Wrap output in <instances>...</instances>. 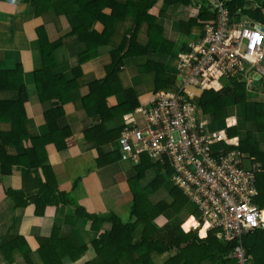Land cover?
Masks as SVG:
<instances>
[{"label":"trees","instance_id":"obj_1","mask_svg":"<svg viewBox=\"0 0 264 264\" xmlns=\"http://www.w3.org/2000/svg\"><path fill=\"white\" fill-rule=\"evenodd\" d=\"M26 1L34 2V0ZM85 1L58 0L55 3L64 17L73 15L77 19V26L72 28L69 38L72 39L73 37L76 43L84 45V50L74 57L77 64L73 67L74 79L72 81H65L61 74L54 72V60L51 54L61 44L62 39L50 42L41 28L36 29L40 47L47 48V51L45 48L40 49V68L32 74L37 93L40 95L39 88H43V84L46 83L43 81L41 84L42 80L51 79L54 82V86L50 87L49 92L46 90L40 95L41 103L50 112L48 116L56 110L55 118L46 117V124L49 127L47 137L29 138L24 127L27 117L23 113V106L29 99L30 88L27 89L22 82L23 77H19L21 70L17 67L13 70L0 72V90L5 89L9 94L5 101H0V126L4 125V128H0V161L2 162L0 183L4 185L6 196L15 195V191L8 189L5 183L8 181L6 177L12 173V168L18 165L26 168L37 180L36 174L40 173L41 177L38 182L42 187L37 193L40 194L38 197L36 194V197L28 200L34 210H42L43 212L58 207H73L74 209L72 224L63 228L64 233L54 226L44 239L25 240L19 235L9 234L5 246L2 244L0 235V255L3 259L0 264H35L30 260L32 251L38 254L41 264H67L66 261L69 262L68 264H80L78 258L84 255L83 260L89 259L90 249L95 254L93 259L96 260V264H206L208 262L211 264H235L226 259L235 241L224 245L216 239L213 232H209L203 240L198 239L196 233H184L181 230V223L176 226L171 221L172 219L167 214L165 215L166 212H170L174 216L179 215L181 211L185 210L186 204H189L182 192L174 185H172V189L167 191L171 197V202L168 205L155 200L154 197L157 195L155 193L165 188L162 175L170 179L171 170L167 166L160 165L157 161L149 160L145 155H140V158L134 161L129 154L123 153L125 150H122L119 143V135L124 123L123 118L127 112L133 113L137 107L142 105L140 102L143 100H145L144 105L153 103L156 92L160 90L170 91L176 83L175 74H170L166 70L167 62L172 57L176 58L177 56L174 52L175 45L165 38L163 26L156 24L152 16L146 15L147 12L158 2L166 6L176 5L180 9L182 6H199L196 18L188 19L186 24L176 20L179 34H184L193 26L198 25L199 20L211 21L213 14L203 5L204 3L206 5V0H123V3L117 2V0ZM224 2L230 18H233L237 11L246 13L244 11L246 0H225ZM64 4L67 8H63ZM104 9H109L111 15L105 16L102 12ZM258 12L256 11L255 14ZM129 16L132 20V29L129 30L128 42L125 43L123 40L117 49L107 53L110 63L105 67V75L103 79L95 80L85 86L87 96L81 95L80 102L82 105H80L78 113L83 114V120L88 121L87 127L82 130V137L97 146L93 156L91 155V166L87 174L95 173L97 170L99 171V181L107 175L112 178L113 181L109 187L104 188L102 182L101 188L111 195L114 202L123 197L120 192L121 185L119 183L116 185L118 174H122L125 176L124 182L129 188L128 192L132 199L129 203L128 212L122 216H119L113 209L104 212V214L96 212L90 214L84 207L78 205L76 203L78 200L72 196L76 188L70 189L69 192L57 190L59 188L55 185L57 176H54L52 167L41 160L46 156L43 154L42 148L53 145L60 160L68 156L69 159L73 157V154L66 153L65 147V141L72 139L73 133L69 127V130L59 127L62 122L59 114L62 113L66 105L68 106L75 101L72 93L77 92L76 79L81 76L80 69L84 65V61L86 59L89 61L99 59L102 56L100 49L110 43L111 31L109 32V28H111V24L108 25V21ZM256 17L264 25V18L259 15ZM98 22L104 25L101 34L91 31L92 25ZM143 24H146L147 32L146 41L141 45L139 34ZM93 37H97V39L92 40ZM188 49L189 47L181 50L180 53L186 52ZM149 52L158 53L163 56L164 60L163 62L147 60L144 65H141L144 71L153 76V98L141 99L138 102V96L132 92V88L129 86H125V89L122 88V81L128 82L131 79L135 81L136 78H132V71L128 76L127 71L121 67L126 62H133L146 57L145 55ZM230 82L234 86L239 84L237 80ZM115 86L122 90L117 103L114 99ZM59 87L62 89L61 91H58ZM235 90V88H231V93L224 92V90L217 93L213 91L203 92L197 98L196 103L205 113H212L214 117H217L218 113L210 110L217 106L220 99L228 96L233 101L236 100L234 103H244L237 96L239 92L235 93ZM244 105V109L246 108L245 114L243 113L244 122L252 120L251 117H253L258 128L261 129L259 127L260 115L255 113L252 115L254 110L245 103ZM254 109L259 110L264 109V107L254 105ZM112 122H116L119 126L115 125L114 128H109ZM65 134L68 136H64ZM9 150L12 153L9 154ZM239 150L242 155L247 157L257 155L256 157L263 163L259 166L262 172L256 176L258 194L254 200V203L262 210L264 209V151L257 152L251 139L244 145L243 142L240 143ZM17 152L19 153L17 154ZM121 162H128L130 165L128 168L120 170L118 164ZM255 162L257 163L256 160ZM144 178L147 181L146 185L143 184ZM79 180L80 178H75L73 187H76ZM52 182L55 186L53 190H51ZM114 189H117V192H113ZM150 194L153 195V202H150ZM74 217L77 218L74 219ZM74 226H85L89 229L88 233L91 231L96 235L98 234L96 238L93 237L91 247L80 240L81 235L78 236L80 234L78 229L80 228H77V231H71ZM10 231L13 229L10 228ZM64 234H68V236H64ZM248 241H257L262 252H264V229L255 230L242 240L246 254L250 257L249 264H255V255L251 250L247 251L246 244ZM17 253L18 255H15ZM84 264L93 263L89 259Z\"/></svg>","mask_w":264,"mask_h":264},{"label":"crops","instance_id":"obj_2","mask_svg":"<svg viewBox=\"0 0 264 264\" xmlns=\"http://www.w3.org/2000/svg\"><path fill=\"white\" fill-rule=\"evenodd\" d=\"M88 1L89 0H86L85 2ZM57 2L58 0H34L33 3L26 0H0V72L13 70L17 67L19 70H21L19 77H23V84H25L27 89L30 88L28 92L29 99L23 106L24 112L22 111L27 117L26 122L24 123V127L29 135V138L34 139L47 137L49 134V127H47L46 124V117H56V110L52 112L50 116H48V114H50L49 110L46 109V107L40 101V95L46 92V90L49 92L50 87L54 86V82H52L51 79L42 80L41 84L43 81H45L46 83L43 84V88H39V95L37 93L35 81L32 77L34 71L40 68L39 51L40 49L45 48H42V46L40 47L38 35L36 34V29L41 28L43 32H45L47 39L50 42H56L57 40L62 39L61 44L57 48H55V50H53L51 56L54 60V72L57 74H61L64 77L65 81H72L74 79L72 71L73 67L77 64L74 61V57L77 56L79 52L84 50L83 44L76 43V40H74L73 37L72 39L69 38V36L71 35L69 33L72 31V28L77 26V19L73 15H68L67 17H64L59 11L60 8H58V6H55V3ZM117 2L123 3V0H117ZM159 3L160 2L156 4ZM204 6L205 8L207 7L209 12L212 14L208 0H206V5ZM244 6H248L247 8L244 7V11H246V13L244 14L242 11H237V13L234 14L233 18H231V21L239 24L240 26H245L248 23L253 24L254 22L264 27L263 23L256 19V16L258 15L264 18V0H246ZM182 7L184 8L183 11L187 10L188 12L192 13L194 18L197 17L199 6ZM63 8H67L66 4H64ZM155 8L156 5L152 7V9H150L146 15L152 16L156 24L163 26L165 38H167L168 35H171V37L172 35H180L182 39L186 36H194V41L190 43L189 46L200 40L203 33V29L201 31V26L204 28L206 24H211L213 20V17L210 22H203L199 20L198 25L192 27L190 30H188V32L178 35L179 30L176 20H180V18L188 20L191 16L186 15V17L182 16L180 18H175L173 16L164 17V14L162 13L159 16ZM256 11L259 12L255 14ZM102 12L105 16L111 15V11L109 9H104ZM109 23L111 24V28H109V32L111 31L109 35L111 45L110 43H108L107 46H103V48L100 49V54L102 53V56L97 61L89 64L87 63L81 66V76L76 79L77 92L72 93L75 98V101H73V103L69 104L68 106L66 105L64 110H62V113L59 114V116H61L60 121H62L59 127L63 129L66 128L67 130H69V127L73 133V138L67 139L65 141L66 153L73 154V157L69 159L70 157L68 156L63 160H60L53 145H47L45 148H42L43 154H46V156L41 159L42 162L45 161L46 164H49L52 167L53 173H55L54 175L58 177L57 182L55 183L56 187H59L57 190L69 192L70 189L76 188L72 196H74L78 200L76 203L84 207L87 213L90 214L95 212L98 214H104V212L113 209L115 203L125 202V206H129V202L124 200V197L119 198L114 202L111 198V195L105 192V190H102V182L104 184V188L109 187L112 184L113 180L109 175L105 176L103 180L99 181V171L95 170V173L91 172L87 174L91 166V155L93 156V152L96 150L95 148L97 146H95L92 142L86 141L82 137V130L87 127L88 121L83 120V114L81 115V113H78L79 107L80 105H82L80 102L81 95L87 96L85 86L95 80L103 79L105 75V67L108 66L110 63L107 53L117 49L119 45L123 43V40H127L129 30L131 31L132 29V20L130 16L126 18L119 17L114 21H111L110 19L108 21V25ZM103 30L104 25L100 22L93 24L91 28V31H96L98 34H101ZM146 32L147 26L146 24H143L140 28L139 34V42L141 43V45H143L146 41ZM91 39L95 40L97 39V37H93ZM172 42L174 43V45H176L177 41H174L173 38ZM177 47L180 51L187 48L176 45L175 48ZM45 50L47 51V48H45ZM48 51L51 52L49 49ZM180 51H178L177 54L180 53ZM131 63V61L126 62L121 68L127 70L130 68L129 65ZM174 66L175 58L172 57L171 60L167 62V72H169L170 74L173 73L174 75L176 72ZM262 71H264L263 63L252 69H249L246 73L242 74L239 78L235 79L238 81V83H242L243 81H245L246 84L245 89L241 90L237 94V96L248 107L254 110L252 111V115L253 113L259 114L261 118L259 125L261 129H259L257 124L254 122L253 117H251L252 120H247V122L245 123L242 116L241 130L238 132L237 136L232 137L236 140L238 144V149L240 147V143L242 144L243 142L244 145L249 139H251V141L255 144L257 152L264 151V109H254V105H261L262 107H264V98H258L252 95L253 89L250 84L251 82L258 85L259 87L257 89V92H255L259 95H263L264 88L260 86L259 82H254L250 80V75L252 73H261ZM126 83L127 82H125V80L122 81V88L125 89ZM220 84L221 86H223L222 83ZM61 90L62 89L59 87L58 91ZM222 90H224V88H222ZM114 91V99L117 103L122 90H119L118 86H115ZM199 95L200 94L196 95L195 101H197ZM8 96L9 94L7 93V91H5V89L0 90V101H5ZM139 100L140 99H137L138 102H140ZM234 102H236V100L233 101V99H231L230 105L234 104ZM142 105L144 104L142 103ZM195 105L198 109V115L200 117H205L206 120L210 122L212 114L205 113L197 104ZM129 113L130 112H127V114ZM227 114L228 113L226 112L225 124L227 125L228 123H234L235 126L233 128H236L235 116H227ZM217 117H220V115H218ZM116 122L118 123V121ZM116 122H112L109 128H114L115 125H117L118 127L119 125ZM0 128H4V125H1ZM210 129L211 131H214L212 122H210ZM64 136L67 137L68 135L65 134ZM8 153L10 154L12 153V151L9 150ZM13 153L15 154V151H13ZM18 153L19 152H17V154ZM251 156H253L252 158L257 161L259 166L261 164L263 165L262 161H260L256 157L257 155ZM1 164L2 162L0 161V166ZM118 165L120 170H124L129 167L130 163L121 162ZM36 175L39 180L41 177L40 173ZM77 177L80 178V180L77 182L76 187H73L74 180ZM6 179L8 181H6L7 183H5V186L10 190H14L15 195L7 197L6 193L4 192V185L0 183V233L5 229L11 228L13 229V231H10L9 234H15L23 237L22 233L24 234V231L26 230L27 234L33 236V238L44 239L46 238L45 236L52 231L54 226L58 228L60 232L64 233L63 228L72 224V217L74 212L73 207H58L57 209H52L50 211L44 210L40 218H31L34 208L28 200H30L34 196L36 197V194L38 193L42 185H40V182H38L37 178H34V175L30 174L26 168L18 165L14 166L12 168L11 175L7 176ZM116 179L118 181V177ZM118 183L120 182L118 181ZM54 187L55 186L51 184V190H53ZM39 194H37V197L39 196ZM23 201L25 202L23 203ZM184 212H187L189 214L186 217L185 221L181 223V225L186 222V220L190 222H199L200 217L193 206L187 203ZM75 218L77 217H74V219ZM188 223L189 222L183 225V228L186 230L188 228ZM22 224H24V226H22ZM73 228L74 229H71V231L80 228L78 229L80 231V234L78 235H81L80 240L82 241V243H85L87 245V243L93 240L92 234L95 233L91 231L90 233H88L89 229H87V227L74 226ZM260 229H264V226H262ZM207 232H204V230H202L200 233L201 237H197L203 240L207 237L209 233ZM232 242H229L227 244H230ZM258 244L259 243L257 241H248V244H246L247 251L251 250V252L255 255V264H264V252H262ZM91 252H93V250L90 249V260L95 257L94 252L93 254ZM82 260L83 258H81L79 262H81ZM93 260L96 261L95 259ZM87 261L83 260L82 264ZM0 262H3L1 255ZM37 263L38 262H36L35 264ZM209 263L210 262L206 264Z\"/></svg>","mask_w":264,"mask_h":264},{"label":"built area","instance_id":"obj_3","mask_svg":"<svg viewBox=\"0 0 264 264\" xmlns=\"http://www.w3.org/2000/svg\"><path fill=\"white\" fill-rule=\"evenodd\" d=\"M208 2L213 20L198 42L177 54L176 85L124 116L119 143L134 161L145 155L171 170L170 181L200 217L199 222L187 220V230L181 226L185 233L196 230L201 237L202 230L211 231L223 244L235 241L226 259L249 264L242 240L264 226V210L254 203L262 171L227 132L211 131L194 99L201 92H219L220 83L262 64L264 31L232 22L224 0ZM234 126L228 123L226 129Z\"/></svg>","mask_w":264,"mask_h":264},{"label":"rangeland","instance_id":"obj_4","mask_svg":"<svg viewBox=\"0 0 264 264\" xmlns=\"http://www.w3.org/2000/svg\"><path fill=\"white\" fill-rule=\"evenodd\" d=\"M160 3L155 4L156 5L155 9H156L157 14H159V16L162 13V14H164V17H166V16L172 17L173 16L175 18H177V17L180 18L182 16L186 17V15H189V16H191L190 19L194 18L191 12H188L187 10L183 11V9H184L183 7H181V9H180L176 5L175 6H166V5L163 6ZM204 5H205V3H204ZM160 7H162V8H160ZM180 20H182L184 22V24L187 23V19H181L180 18ZM202 29H203V27L201 26V31H202ZM178 35H179V33H178ZM179 37H180V35L179 36H176V35L173 36L172 35V37H171V35H168V37L166 39L169 40L170 42H172L173 38H174V41H177L176 42L177 46H183V47H187V48H188L189 44L194 41V36H186L183 39L181 37L180 38ZM128 40L129 39L124 40V42L127 43ZM178 51H180L178 47L174 48L175 55H177ZM145 56L146 57H144L142 59H138L136 61H133L129 65L130 68L126 70L127 71L126 74L128 76H130L131 71H132V73H133L132 78H136L135 81L133 79H131L127 82L125 80V82H127L126 86H129L130 88H132L133 89L132 92L134 94H137L138 99H140V100L141 99L147 100V99L153 98V76L151 73L144 71V68L141 67V65H144V63H146L147 60L156 61V62H163V60H164L163 56H160L158 53L149 52ZM97 60L98 59L89 61V59H86L84 61L85 62L84 64H87V63L89 64V63L95 62ZM134 83H135V85H134ZM250 84H251V87L253 89L252 95H254L255 97H258V98L259 97L264 98V92H263V95H259L256 93L259 86L256 85L255 83H251V82H250ZM222 85L224 88V92H228V93H231V91H230L231 88H235L236 89L235 93H238L241 90L245 89V86H246L245 81H243L242 83H239L237 86H234V84L232 82H222ZM134 98H136V97H134ZM231 99L232 98L228 97V96L220 99L218 101L217 106H215L214 108H212L210 110L211 112H215V113H218V115H220V117H214V115L211 113L212 115H211L210 120H211L212 125H213V130L225 131V132H227L228 137H233V136L238 135V132L241 130V126H242L241 125V119H242L243 113L245 114V112H246V108L244 109V106H245L244 103H234V104L230 105ZM144 102H145V100H143V102H141V104ZM226 112L228 113L227 116L234 115L236 118V128L229 130V131H227L226 124H225V116H226L225 113ZM131 162H133V161H131ZM245 168H247V166ZM53 174H55V173H53ZM155 175H156V173H155ZM162 178L164 180L163 184H164L165 188H163V189L159 190L157 193H155L157 195L154 198H155V200L164 202V204L168 205L171 202V197L166 190L172 189L173 184L170 181V179L168 177H166L165 175H162ZM124 180H125V176H123L122 174H119L118 181H120V183H119L120 185L122 184V187L120 188V192L123 195L124 200H126L130 203V200L132 199L131 194H129V192H128L129 188H128L127 184L124 182ZM117 183L118 182H116V185H117ZM146 183H147V181L144 178L143 184L146 185ZM52 184L54 185L53 182H52ZM113 192H117V189H114ZM149 199H150V202H153V195L152 194H150ZM124 203L125 202H120V203L114 204L113 210L117 214H119V216L126 214L129 210V208H128L129 206H125ZM184 211L185 210L181 211L180 214L176 215V216L172 215L170 212H166L165 215L167 214L168 217L170 219H172L171 221L174 223V225L177 226L180 223H182L189 214V213L184 212ZM43 212H42V210L35 209V210H33L31 218H40L42 216ZM24 224H22V226H24ZM24 230H25V227H24ZM0 235L2 238V244H3V246H5L6 241L9 237V228L3 230L0 233ZM22 235H23V238L25 240L33 238V236L27 234L26 230L24 231V234L22 233ZM92 235L95 238L98 236V234L97 235L92 234ZM64 236H68V234H64ZM87 245H88V247H91V242L87 243ZM29 249L31 250L30 247H29ZM31 253H33V254H31V257H30L31 262H33V263L38 262L39 264H41L39 257H38V254L35 253L34 251H32ZM91 253L93 254V252H91ZM16 255H18V253ZM83 257H84V255H81V257L78 258V261L81 260V258H83ZM90 258H91V256H90ZM66 260H68V259H66ZM86 260H89V259H86ZM66 262H67V264L69 263L68 261H66ZM82 262H83V260L80 262V264H82ZM91 262L93 264H96L94 260H91Z\"/></svg>","mask_w":264,"mask_h":264},{"label":"water","instance_id":"obj_5","mask_svg":"<svg viewBox=\"0 0 264 264\" xmlns=\"http://www.w3.org/2000/svg\"><path fill=\"white\" fill-rule=\"evenodd\" d=\"M251 26H255V28H259L261 31H264V28L258 25L251 24ZM250 80L254 82H259L260 86L264 88V71H262L261 73H252L250 75Z\"/></svg>","mask_w":264,"mask_h":264},{"label":"clouds","instance_id":"obj_6","mask_svg":"<svg viewBox=\"0 0 264 264\" xmlns=\"http://www.w3.org/2000/svg\"><path fill=\"white\" fill-rule=\"evenodd\" d=\"M258 26H259V25H258ZM221 90H222V89H221ZM221 90H220V91H221ZM160 91H164V90H160ZM156 93H157V92H156ZM156 93H155V94H156ZM202 93H203V92H201V93H199V94H202ZM194 103L197 104L196 101H195V99H194ZM210 122H211V120H210ZM209 125H210V123H209ZM232 128H233V127H232ZM232 128H230V129H232ZM230 129H227V131H229ZM221 131H222V130H221ZM229 138H232V137H229ZM186 221H187V220H186ZM184 224H185V222H184L182 225H184ZM182 225H181V226H182ZM181 230L183 231L182 228H181ZM183 232H184V231H183ZM190 232H194V233H196V235L198 236L196 230H193V231H190ZM184 233H185V232H184ZM187 233H188V232H187ZM198 237H199V236H198ZM198 239H199V238H198Z\"/></svg>","mask_w":264,"mask_h":264}]
</instances>
